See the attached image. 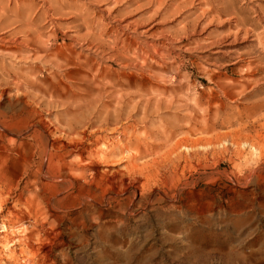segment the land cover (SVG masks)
Wrapping results in <instances>:
<instances>
[{
    "label": "rangeland",
    "instance_id": "374dc122",
    "mask_svg": "<svg viewBox=\"0 0 264 264\" xmlns=\"http://www.w3.org/2000/svg\"><path fill=\"white\" fill-rule=\"evenodd\" d=\"M0 264H264V0H0Z\"/></svg>",
    "mask_w": 264,
    "mask_h": 264
},
{
    "label": "bare ground",
    "instance_id": "6f19581e",
    "mask_svg": "<svg viewBox=\"0 0 264 264\" xmlns=\"http://www.w3.org/2000/svg\"><path fill=\"white\" fill-rule=\"evenodd\" d=\"M130 27V26H129ZM145 32H147V31H145ZM144 41V40H143ZM75 42V41H74ZM146 44V43H145ZM127 46V45H126ZM147 46V45H146ZM138 55V54H137ZM50 66V65H49ZM54 67V66H53ZM57 68V67H56ZM86 72V71H85ZM86 76V75H85ZM96 76V75H95ZM111 83V82H110ZM113 85H115V84H113ZM243 88H245V87H243ZM111 91V90H110ZM171 102V101H170ZM166 103H168V102H166ZM100 108V107H99ZM100 118V117H99ZM175 123V122H174ZM70 126V125H69ZM72 126V125H71ZM44 127V126H43ZM43 129V128H42ZM71 129V128H70ZM170 134H171V132H170ZM163 139V138H162ZM130 143V142H129ZM245 144V143H244ZM62 145V144H61ZM78 145V144H77ZM181 146H183V145H181ZM246 146H247V143H246ZM146 150V149H145ZM156 153V152H155ZM134 156V155H133ZM114 157V156H113ZM143 157V156H142ZM141 158V157H140ZM50 161V160H49ZM100 161H102L101 159H100ZM86 165V164H85ZM86 167V166H85ZM52 172V171H51ZM151 176V175H150ZM117 177V175L116 176H114L112 179H114V178H116ZM56 178V177H55ZM71 178V177H70ZM110 178V177H109ZM127 178V177H126ZM111 179V180H112ZM70 180V179H69ZM72 180V179H71ZM122 179H120V181H121ZM125 181V180H124ZM123 181V182H124ZM109 182V181H108ZM142 182V181H141ZM119 183V182H118ZM109 184V183H108ZM130 185V184H129ZM72 187V186H71ZM108 196V195H107ZM5 203H6V201H5ZM55 206V205H54ZM5 250V249H4ZM9 256V255H8Z\"/></svg>",
    "mask_w": 264,
    "mask_h": 264
}]
</instances>
